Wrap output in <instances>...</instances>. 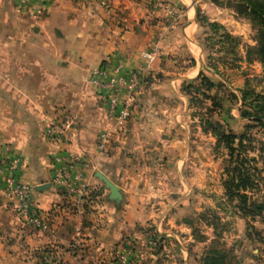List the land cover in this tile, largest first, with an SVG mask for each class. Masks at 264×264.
Masks as SVG:
<instances>
[{
    "label": "crops",
    "instance_id": "crops-1",
    "mask_svg": "<svg viewBox=\"0 0 264 264\" xmlns=\"http://www.w3.org/2000/svg\"><path fill=\"white\" fill-rule=\"evenodd\" d=\"M167 1L178 7L171 10L177 20L171 26L156 22L152 29L139 20L169 16L142 8L139 0H110L108 11L95 2L58 0L38 15L19 11L15 0H0V153L21 159L19 180L30 185L45 221V228L31 225L0 197V264H199L200 258L184 248L190 240L188 220L175 211L183 206L184 193L178 202L171 197L176 187L170 186L169 199L154 190L152 181L146 184L151 190L142 182L144 177H195L186 171L194 153L182 121L188 112L180 86L206 69L192 39L196 3ZM85 35L89 49L80 43ZM153 39L159 40L150 51L155 58L125 130L113 132L99 152L106 104L88 85V75L99 67L143 69L140 53ZM84 51L89 54L86 65L80 60ZM100 60L104 65L99 66ZM59 107L77 119L69 143L46 141L43 134ZM68 152L80 157L76 171L84 185L72 194L51 184L53 168L68 169ZM154 163L160 164L149 166ZM97 172L120 188V203L109 198ZM154 191L162 199L151 207L145 199ZM153 226L160 237L157 250L146 244V227Z\"/></svg>",
    "mask_w": 264,
    "mask_h": 264
},
{
    "label": "rangeland",
    "instance_id": "rangeland-1",
    "mask_svg": "<svg viewBox=\"0 0 264 264\" xmlns=\"http://www.w3.org/2000/svg\"><path fill=\"white\" fill-rule=\"evenodd\" d=\"M54 1L58 0H15L14 4L19 11L29 10L38 15V13H45ZM79 1L95 2L102 10L111 9L110 0ZM255 1L264 2V0ZM139 2H141L142 8L146 7L149 11L165 12V15L169 16L160 18L151 15L141 18L139 21L145 27L154 29L156 22L159 23V21H164L165 24L171 26L177 20L171 14V10L178 7L174 6L172 2L167 0H139ZM241 2L242 0H218L217 4H214L211 0H194L196 3L194 15L196 9H199L200 15L208 23L219 24L233 37L239 39L235 54L228 56L224 44L218 43L217 36L221 35V32L213 33L206 26L200 27L195 19L197 28L192 34V39L196 44H199L204 56L206 69L202 73L217 85V89H215L198 80L193 84L197 90L188 93L182 88V85L190 84L196 79L194 78L191 81L183 82L180 86V92L187 100L188 112L182 117V121L188 127L189 138L192 141L191 148L194 153V159L188 163L186 171H193L195 177H189V179L185 176L180 179L163 176L155 179L142 178L143 185H145L143 187L148 189L146 184L149 185L152 181L154 190L157 188L162 190V197L167 195L170 199L168 192L170 186L177 188L171 197L177 199L178 202L184 193V199H181L183 206L175 211L182 220H188L184 224L189 229L190 240L185 242L184 248L200 258L199 264H203L204 257L208 255L214 257V260L209 261V264H264V130L259 125L242 117V110L249 111L253 115L257 112L250 109L248 104L241 106L239 99L241 92H246L249 99L258 100L259 104L262 103L260 98L264 97V63L259 62L254 55L249 59L246 57L247 47L255 46V30L246 17L237 13L236 7ZM80 40L84 49L90 48L88 36L85 35ZM157 41L159 40H151L143 51H151V49L155 51ZM206 56L209 59H205ZM88 57L87 51L82 52L80 57L82 65L88 63ZM100 65H104V60H100ZM93 71L91 70L88 75L89 86ZM146 80H148L147 76ZM211 97H214L215 101H212ZM55 110L53 112L55 116L61 114L63 121L71 122V129L76 134V125L78 124L75 116L64 107ZM212 128L221 133L244 136L242 146L246 151L244 155L248 159L246 168L255 176V187L252 192L247 193L251 198L248 201L250 214L240 210L236 198L226 195L224 182L228 179L227 170L233 167L232 163L238 155L235 152L232 159L230 158L224 146L219 144L209 132ZM124 130L125 126L117 133L121 134ZM178 134L180 137L183 136L181 131ZM234 148L238 149L236 141ZM158 164L160 163L149 166L153 168ZM57 168H53L52 173ZM252 168H254V172ZM205 169H207L206 172H203ZM186 171L183 172L184 175ZM155 181L157 185L154 184ZM154 192L148 193L150 198L145 199L151 207L158 206V202L162 199L156 198L160 197L161 192ZM146 232L148 248L157 250L160 246L159 234L154 226L146 227ZM183 235L186 234L183 233Z\"/></svg>",
    "mask_w": 264,
    "mask_h": 264
},
{
    "label": "built area",
    "instance_id": "built-area-1",
    "mask_svg": "<svg viewBox=\"0 0 264 264\" xmlns=\"http://www.w3.org/2000/svg\"><path fill=\"white\" fill-rule=\"evenodd\" d=\"M140 56L145 60L143 69L123 71L118 65L112 70L99 67L91 74L90 86L106 104L107 128L98 135L96 148L99 152L105 151L111 134L126 125L132 114L135 95L146 85V73L155 58V52L142 51ZM60 115L56 114L47 122L44 136L49 142L69 143L74 140L75 133L71 129V122L63 121ZM64 163L68 169L54 170L51 184L70 194L75 193L77 189H83L82 173L76 171L80 157L68 152ZM21 166L19 157L4 156L0 153V197L25 221L33 226L45 228L44 217L32 201L30 185L19 180ZM45 260L49 261V257Z\"/></svg>",
    "mask_w": 264,
    "mask_h": 264
},
{
    "label": "trees",
    "instance_id": "trees-1",
    "mask_svg": "<svg viewBox=\"0 0 264 264\" xmlns=\"http://www.w3.org/2000/svg\"><path fill=\"white\" fill-rule=\"evenodd\" d=\"M212 3L217 4L218 0H211ZM237 13L246 17L252 24L255 30V46L247 47L246 57L249 59L250 56L254 55L259 62L264 63V2H259L255 0H242L241 3L236 7ZM196 23L200 27L206 26L213 33L221 32V35L217 36L219 38L218 43L224 44L226 47V55H234L235 49L238 46L239 39L233 37L229 32H227L222 26L217 23H208L206 19L200 15V10L196 9L195 13ZM209 59V57H205ZM193 62V61H192ZM202 81L217 89L215 85L208 77H206L202 72L196 77L195 80L191 81L190 84H183L182 88L186 92L196 91L197 87H193L195 81ZM258 98V96H256ZM211 97L212 101H215ZM241 106L248 104V107L256 110L255 115L251 114L249 111L242 110L241 115L243 118L259 125L264 130V97H261V104L258 100H251L248 98L246 92H241L240 96ZM209 132L216 138L217 142L224 146L228 151V155L232 159L234 153H237V157L232 164L233 167L227 170L228 179L224 182L225 192L228 197L236 198L239 203V208L243 213L250 214V205L248 201L251 198L248 197L247 193L252 192L255 187L254 174L246 168V163L248 159L244 155V147L242 146V140L244 136H235L232 133H221L217 129H210ZM235 141L238 145V149L234 148ZM254 172V168H252ZM252 207V206H251ZM214 260L213 256L204 257L203 264H209V261Z\"/></svg>",
    "mask_w": 264,
    "mask_h": 264
},
{
    "label": "water",
    "instance_id": "water-1",
    "mask_svg": "<svg viewBox=\"0 0 264 264\" xmlns=\"http://www.w3.org/2000/svg\"><path fill=\"white\" fill-rule=\"evenodd\" d=\"M96 177L104 184L105 188L109 191V198L115 203H120L122 201V193L120 188L100 172L96 173Z\"/></svg>",
    "mask_w": 264,
    "mask_h": 264
}]
</instances>
